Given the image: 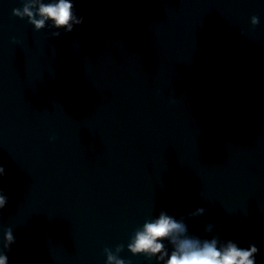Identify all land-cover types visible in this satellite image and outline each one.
I'll return each instance as SVG.
<instances>
[{
    "label": "water",
    "instance_id": "95a60500",
    "mask_svg": "<svg viewBox=\"0 0 264 264\" xmlns=\"http://www.w3.org/2000/svg\"><path fill=\"white\" fill-rule=\"evenodd\" d=\"M73 2L53 37L0 0L8 264H157L128 246L161 210L264 264V0Z\"/></svg>",
    "mask_w": 264,
    "mask_h": 264
},
{
    "label": "clouds",
    "instance_id": "9594fccd",
    "mask_svg": "<svg viewBox=\"0 0 264 264\" xmlns=\"http://www.w3.org/2000/svg\"><path fill=\"white\" fill-rule=\"evenodd\" d=\"M22 2L23 7L13 9V15L20 19L27 18L36 31L46 27L55 29L52 32L53 37H59L61 31L72 32L75 26L81 25L84 21L83 16L77 15L73 0H48V2L22 0ZM251 23L254 26L258 25L259 18L253 16ZM3 175H6V172L4 167L0 166V176ZM8 200L9 197L0 190V210L7 206ZM205 211L204 208H199L195 212L188 213L187 218L201 216ZM185 219L186 217H181L177 220L161 210L158 218L145 222L143 229L136 232L133 243L128 246L129 249L133 254L150 253L147 259L151 260L155 257L157 264L160 262L163 264H256L259 248L255 244L244 248L231 240L221 244L219 237L201 239L189 234ZM212 227L209 224L206 230L211 232ZM15 242L13 230L9 227L4 234V249L11 251V245ZM165 242L171 244L173 249L171 254ZM113 261L115 264H131L130 261L126 262L109 255L108 264H112ZM0 264H8L6 252H0Z\"/></svg>",
    "mask_w": 264,
    "mask_h": 264
}]
</instances>
